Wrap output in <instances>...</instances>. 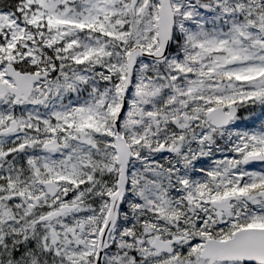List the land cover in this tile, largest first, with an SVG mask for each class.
<instances>
[{
	"label": "snow or ice",
	"instance_id": "6c2138e0",
	"mask_svg": "<svg viewBox=\"0 0 264 264\" xmlns=\"http://www.w3.org/2000/svg\"><path fill=\"white\" fill-rule=\"evenodd\" d=\"M0 264H264V0H0Z\"/></svg>",
	"mask_w": 264,
	"mask_h": 264
}]
</instances>
